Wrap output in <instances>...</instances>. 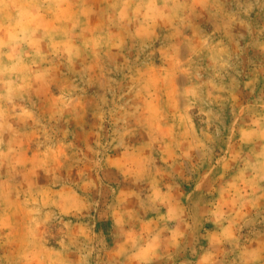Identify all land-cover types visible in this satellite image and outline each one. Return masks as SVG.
I'll use <instances>...</instances> for the list:
<instances>
[{"label": "rangeland", "instance_id": "obj_1", "mask_svg": "<svg viewBox=\"0 0 264 264\" xmlns=\"http://www.w3.org/2000/svg\"><path fill=\"white\" fill-rule=\"evenodd\" d=\"M0 264H264V0H0Z\"/></svg>", "mask_w": 264, "mask_h": 264}]
</instances>
